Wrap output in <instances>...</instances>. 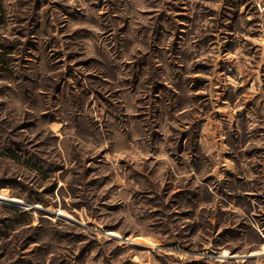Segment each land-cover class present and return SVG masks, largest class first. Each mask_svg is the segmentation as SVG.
I'll list each match as a JSON object with an SVG mask.
<instances>
[{"label":"rangeland","instance_id":"rangeland-1","mask_svg":"<svg viewBox=\"0 0 264 264\" xmlns=\"http://www.w3.org/2000/svg\"><path fill=\"white\" fill-rule=\"evenodd\" d=\"M0 264H264V0H0Z\"/></svg>","mask_w":264,"mask_h":264}]
</instances>
